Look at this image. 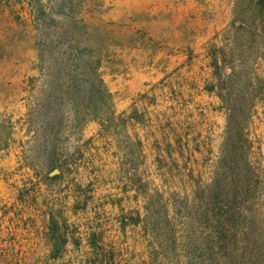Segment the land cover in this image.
<instances>
[{"label":"rangeland","instance_id":"obj_1","mask_svg":"<svg viewBox=\"0 0 264 264\" xmlns=\"http://www.w3.org/2000/svg\"><path fill=\"white\" fill-rule=\"evenodd\" d=\"M236 1L0 0V133H11L0 149V264H54L51 250L68 264H255L264 252L261 103L245 123L251 201L217 225L209 200L226 111L204 88L214 78L208 51L229 41ZM86 23L111 29L100 70L116 127L63 122L50 140L59 169L49 143L26 133L28 107L43 101L29 78L39 74L41 28ZM254 67L264 73V61ZM56 235L68 242L54 244Z\"/></svg>","mask_w":264,"mask_h":264},{"label":"trees","instance_id":"obj_2","mask_svg":"<svg viewBox=\"0 0 264 264\" xmlns=\"http://www.w3.org/2000/svg\"><path fill=\"white\" fill-rule=\"evenodd\" d=\"M233 12L228 29L229 41L214 44L208 51L214 78L204 86L219 97L226 111L220 164L215 179L211 181L209 195L217 225L229 218L233 224L243 210V203L251 201V183L256 170L249 157L252 143L245 123L255 111L257 102L264 109V73H257L254 67L256 60L264 61V0H237ZM41 30L37 43L39 74L29 78V85L43 97V101L41 108L28 107L26 133L32 139L41 136V140L49 143V164L60 169L65 163L59 160V149L52 141L58 133L66 132L63 122L71 121L73 126L77 124L81 132L90 121H97L102 131L115 130V100L100 70L103 53L112 35L111 29L90 23L80 29L67 27L57 30L46 26ZM116 41L113 37L112 42ZM40 115L44 117L41 122L36 119ZM0 134L2 149L8 144L11 133ZM263 172L261 169L256 180L262 186ZM137 218L140 220V214ZM92 235L89 244L95 247L98 241L95 233ZM52 239L56 245L68 242L64 235H56ZM213 246L210 243L211 251L218 253L220 249ZM48 256L54 264H68L56 263L63 257L61 250H51ZM105 259V264H112L110 257ZM255 264H264V252L257 253Z\"/></svg>","mask_w":264,"mask_h":264},{"label":"water","instance_id":"obj_3","mask_svg":"<svg viewBox=\"0 0 264 264\" xmlns=\"http://www.w3.org/2000/svg\"><path fill=\"white\" fill-rule=\"evenodd\" d=\"M58 170L57 169H55V172H57Z\"/></svg>","mask_w":264,"mask_h":264}]
</instances>
